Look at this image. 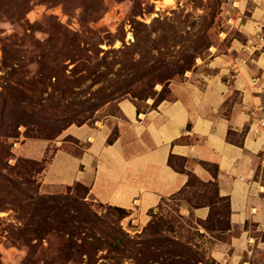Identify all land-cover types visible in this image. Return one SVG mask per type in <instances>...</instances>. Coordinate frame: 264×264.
I'll return each instance as SVG.
<instances>
[{
    "label": "crops",
    "instance_id": "0c3cea01",
    "mask_svg": "<svg viewBox=\"0 0 264 264\" xmlns=\"http://www.w3.org/2000/svg\"><path fill=\"white\" fill-rule=\"evenodd\" d=\"M233 11L230 28L243 40L231 38L226 52H211L204 64L209 73L171 81L170 100L155 109L148 100L137 111L125 98L118 117L70 125L58 142L19 144L18 156L38 162L51 143L56 147L39 175L40 189L61 193L79 183L97 203L128 210L126 221L139 227L161 198L185 186L188 173L215 181L219 196L229 199L230 230L220 240L199 226L208 254L220 264H264V129L255 134L251 127L253 111L264 119V0H235ZM113 130L117 138L109 145ZM170 155L185 159L181 172L168 164ZM180 209L201 221L210 211L190 212L185 202Z\"/></svg>",
    "mask_w": 264,
    "mask_h": 264
},
{
    "label": "rangeland",
    "instance_id": "374dc122",
    "mask_svg": "<svg viewBox=\"0 0 264 264\" xmlns=\"http://www.w3.org/2000/svg\"><path fill=\"white\" fill-rule=\"evenodd\" d=\"M234 1L0 0V171L16 181L24 182L22 188L33 194H56L40 189V173L35 171L38 167L20 161L30 160L18 156L21 144L26 140L37 139L36 137H51L68 123L78 126L81 122L93 124L118 117L117 104L125 98L135 101L140 110L146 109L147 103L153 102V99L143 102L138 88L141 84H150L151 81L135 79L132 73L121 71L123 64L120 62L125 56H131L135 61L140 60L151 41L166 38L167 43H157L158 48L150 49L145 55L172 58L177 51L184 50L179 48L180 46H186V49L191 46L188 35L206 33L204 31L209 27L213 14L214 45L196 59L191 70L202 74L209 73L210 70L204 64L208 62L211 52L215 49L226 52L231 46V38L243 40L230 28L232 22L229 18L234 17ZM162 21L166 22L164 27L160 24ZM59 23L71 31H78L84 37L97 36L104 39L99 45L103 52L88 49L75 61L56 58L55 53L47 48L41 52L33 50L32 46L26 43L27 51L21 52L18 55L20 62H16L20 67H12L10 60L3 58L4 44L21 40L25 35L35 39L55 37L59 32ZM153 24L154 28H151ZM175 26L177 28H174ZM159 27H163L166 33L161 34ZM227 33L229 37L225 38ZM180 35L184 38L183 42L175 44L174 40ZM107 41H110L109 44ZM103 62H112L113 68L107 69ZM186 73L173 80L183 81ZM154 88L158 92L161 85L157 84ZM120 90L127 93L121 94ZM133 96L137 98L133 99ZM148 100L150 101L147 102ZM58 136L50 141L58 142ZM15 141L20 142V146H13ZM55 150V145L51 143L46 159L50 160ZM174 162L175 168L183 167L182 161L175 159ZM15 165L17 167L11 169ZM26 180H30L33 188ZM3 183L0 177V184ZM66 190L67 187L58 194H63ZM87 200L93 203L99 214H105L93 198L87 197ZM180 200L167 201L161 214L175 215L174 211L184 202ZM11 203L7 200L4 204L5 210L0 211V222L14 226L6 228L8 226L0 225V264H47L53 258L57 262V249L64 246L59 240L49 237V242L39 241L40 245L35 248V242L30 235H27L25 240L18 239V223ZM192 220L195 222L194 218L185 220V230ZM121 225L131 236L140 234L145 227L139 225V228L137 224L126 219L121 221ZM182 234L185 239L195 237L191 231ZM212 235L220 240L225 239L224 234ZM202 241L197 242L203 243L205 254L209 255L207 238ZM61 263H64V260Z\"/></svg>",
    "mask_w": 264,
    "mask_h": 264
},
{
    "label": "trees",
    "instance_id": "16d2710c",
    "mask_svg": "<svg viewBox=\"0 0 264 264\" xmlns=\"http://www.w3.org/2000/svg\"><path fill=\"white\" fill-rule=\"evenodd\" d=\"M160 24L164 27L166 22L162 21ZM213 24L214 18L211 14L209 27L204 31L206 33L188 35L191 46L187 49L186 46H180L179 48L184 50L177 51L170 59L162 55L157 57L145 55L150 49L158 48L157 43H167L166 38L161 41L160 39L151 41L140 60L135 61L133 57L125 56L120 62L123 64L121 71L132 73L135 79L151 81L150 84H141L138 88L143 102L153 99L150 109H155L161 102L170 100V81L191 71L196 59L213 47ZM58 26L60 27L59 32L55 37L35 39L33 36L25 35L24 38H31L29 40L22 38L4 44L3 58L10 60L12 67L14 65L20 67L16 62L20 60L18 55L27 51L26 43H29L33 50L41 52L42 49L47 48L55 53L56 58L75 61L79 59L78 56L82 52L88 49H95L98 53L103 52L99 45L104 42V39L97 36L84 37L78 31H71L60 23ZM163 27H159L161 34L166 33ZM151 28H154V24ZM183 40V36L180 35L174 41L175 44H179ZM107 42L109 44L110 41ZM156 50L159 51V49ZM103 65L107 69L113 68L112 62H103ZM157 84L161 85L158 92L154 88ZM119 92L127 93L123 90ZM136 98L133 96V99ZM132 102L137 107V111H140L136 102ZM71 124L68 123L61 127L51 137L36 138L52 140ZM83 124L85 122H81L78 126ZM116 138L117 131L113 130L107 139V144H112ZM175 159L182 163H185V159L170 155L168 160L172 168L181 172L182 168L174 167ZM20 161L38 167L35 171L40 174L49 162L46 157L40 162L26 159ZM16 167L17 165L11 169ZM209 169L216 176L217 167H209ZM0 177L4 181L0 184V211L5 210L4 204L7 200L12 202L11 205L14 206L13 210L16 213L15 220L18 223L16 228L18 239L25 240L26 236L30 235L32 241L35 242L33 246L35 248L40 245L39 241L49 242V237L59 240L62 246L64 245L60 247L61 249H57V262L53 258L47 264H68L69 262L72 264H218L211 256L205 254L203 243L197 242H203L202 239L205 238V234L199 232V226L211 236L213 233L222 235L230 230L229 199L219 196L215 181L204 183L190 173H188L185 186L179 192L161 198L157 207L148 211L149 221L141 233L134 236L129 235L121 225V221L129 215L128 210L99 203L98 207L103 208L105 212L104 215L99 214L94 209L93 203L87 200L89 189L79 183L67 187L63 194L41 195L23 189L24 182L16 181L1 171ZM26 182L33 188L30 180ZM179 199L189 205L190 212L201 206L209 207L207 219L205 221L195 220V222L192 220V223L186 225L188 229L185 230V220L192 219L191 215L184 217L180 213V208L174 211L175 215L163 216L161 214L167 201ZM0 225L8 226L6 228L14 227L5 222H0ZM190 231L195 237L186 239L182 237L183 232L187 234ZM196 238L197 241H195ZM63 260L64 263H61Z\"/></svg>",
    "mask_w": 264,
    "mask_h": 264
},
{
    "label": "built area",
    "instance_id": "2783aa9c",
    "mask_svg": "<svg viewBox=\"0 0 264 264\" xmlns=\"http://www.w3.org/2000/svg\"><path fill=\"white\" fill-rule=\"evenodd\" d=\"M251 116H252V123H251V127L252 126H255L256 129L254 130L255 131V134H257L260 130H263L264 129V119L263 118H260L257 116L256 112H252L251 113ZM17 141L19 140L16 139ZM15 141V143H13V146H16V145H19L20 142H17Z\"/></svg>",
    "mask_w": 264,
    "mask_h": 264
}]
</instances>
